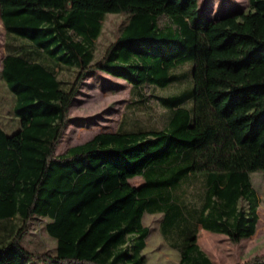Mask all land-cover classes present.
Masks as SVG:
<instances>
[{"label":"trees","instance_id":"obj_1","mask_svg":"<svg viewBox=\"0 0 264 264\" xmlns=\"http://www.w3.org/2000/svg\"><path fill=\"white\" fill-rule=\"evenodd\" d=\"M248 1V12L207 17L199 0H0L1 76L20 121L12 134L0 125V264H146V214L162 215L178 264H212L197 244L200 229L234 244L255 235L264 0ZM110 14L127 21L95 61ZM163 17L172 26L161 27ZM185 67L186 75L176 74ZM97 71L128 83L135 106L148 102V87L189 82L156 97L169 116L165 128L121 127L57 155L71 106ZM64 72L75 74L68 85ZM38 218L49 220L55 253L23 246ZM245 264H264V256Z\"/></svg>","mask_w":264,"mask_h":264},{"label":"rangeland","instance_id":"obj_2","mask_svg":"<svg viewBox=\"0 0 264 264\" xmlns=\"http://www.w3.org/2000/svg\"><path fill=\"white\" fill-rule=\"evenodd\" d=\"M201 15L217 17L225 13L237 11L248 12V0H199ZM127 21L125 16L110 14L103 22L100 37L95 41L93 54L95 61H99L107 48L121 34ZM161 27L172 26L171 21L163 17L160 19ZM5 30L0 20V125L12 134L20 128V121L12 114L14 97L9 92L1 76L2 61L6 56ZM26 42L17 40V45ZM188 67L179 69L176 74L184 76ZM75 74L60 73V78L68 85L73 81ZM185 76L178 83L165 90L147 88L146 95L150 99L145 105H132L136 100L131 95V86L123 80L114 78L97 71L86 77L70 110V123L61 139L56 154H64L69 148L83 144L94 136L103 133H115L121 127L132 128L135 124L144 126L156 125L165 128L169 121L166 110L160 105L157 96L164 97L178 92L188 85ZM252 184L259 200V222L254 236L234 244L221 234H214L202 229L199 230L197 244L210 259L212 264H245L255 258L264 256V173L257 172L251 176ZM140 178L131 180V184L139 186ZM162 215L146 214L143 218L145 226L151 229L146 241L147 247L143 254L146 264H178L179 252L172 248L162 236L160 224ZM47 219L38 218L34 221L31 232L25 237L23 246L30 251H47L55 253L56 240L46 232ZM4 234V227L0 226V235ZM45 264V263H31Z\"/></svg>","mask_w":264,"mask_h":264}]
</instances>
